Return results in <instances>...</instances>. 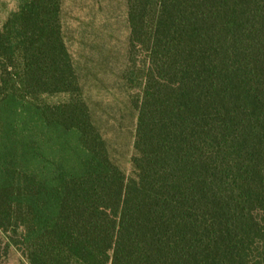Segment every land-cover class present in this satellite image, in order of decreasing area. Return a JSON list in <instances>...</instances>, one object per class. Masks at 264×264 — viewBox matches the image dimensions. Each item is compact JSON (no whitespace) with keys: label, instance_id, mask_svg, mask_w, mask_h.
I'll return each instance as SVG.
<instances>
[{"label":"trees","instance_id":"trees-1","mask_svg":"<svg viewBox=\"0 0 264 264\" xmlns=\"http://www.w3.org/2000/svg\"><path fill=\"white\" fill-rule=\"evenodd\" d=\"M127 4L129 177L62 0H20L0 30V231L26 264H264V0Z\"/></svg>","mask_w":264,"mask_h":264},{"label":"rangeland","instance_id":"rangeland-1","mask_svg":"<svg viewBox=\"0 0 264 264\" xmlns=\"http://www.w3.org/2000/svg\"><path fill=\"white\" fill-rule=\"evenodd\" d=\"M19 4L20 0H0V30ZM61 23L94 122L112 160L129 177L141 90L125 77L130 37L127 0H62ZM0 264H26L1 231Z\"/></svg>","mask_w":264,"mask_h":264}]
</instances>
